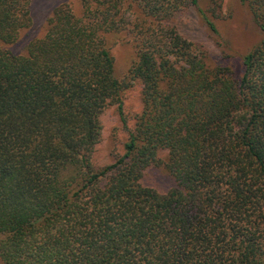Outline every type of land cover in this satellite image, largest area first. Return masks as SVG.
<instances>
[{
	"label": "trees",
	"instance_id": "16d2710c",
	"mask_svg": "<svg viewBox=\"0 0 264 264\" xmlns=\"http://www.w3.org/2000/svg\"><path fill=\"white\" fill-rule=\"evenodd\" d=\"M239 1L262 35L241 71L171 22L192 9L220 37L223 0L63 4L24 54L2 45L32 26V2L0 0V262L264 264V0ZM122 36L135 58L120 80L110 43ZM110 105L128 138L95 169ZM161 164L166 192L145 181Z\"/></svg>",
	"mask_w": 264,
	"mask_h": 264
},
{
	"label": "rangeland",
	"instance_id": "374dc122",
	"mask_svg": "<svg viewBox=\"0 0 264 264\" xmlns=\"http://www.w3.org/2000/svg\"><path fill=\"white\" fill-rule=\"evenodd\" d=\"M31 2L32 26L21 32L17 43L2 45L5 50L15 54H24L31 41L43 38L47 31V20L57 6L72 5L76 12L81 11L80 0H31ZM206 2L208 0H203V5ZM223 10L227 19L218 21L220 37L213 35L192 9L176 14L171 22L182 36L202 46L214 58L221 59L223 51H226L232 57L233 67L241 71V55L243 56L257 45L262 35L239 0H223ZM111 39L110 45L115 58L116 73L118 78L123 80L135 58L134 47L126 36ZM141 88L140 83L134 82L123 96L129 128L134 127L136 116L142 109ZM101 122L103 126L101 141L92 155V164L95 169L112 164L118 156L124 154V145L128 138L127 129L121 120L117 105L105 108L101 115ZM167 156L168 152L165 150L159 154L162 161H165ZM145 181L148 185L157 187L161 192L168 191L172 186L169 174L162 164L151 168ZM0 264L3 263L0 262Z\"/></svg>",
	"mask_w": 264,
	"mask_h": 264
}]
</instances>
